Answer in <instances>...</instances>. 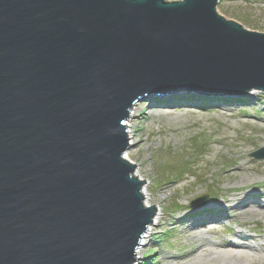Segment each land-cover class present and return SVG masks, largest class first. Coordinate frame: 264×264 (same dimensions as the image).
Segmentation results:
<instances>
[{
	"label": "water",
	"instance_id": "95a60500",
	"mask_svg": "<svg viewBox=\"0 0 264 264\" xmlns=\"http://www.w3.org/2000/svg\"><path fill=\"white\" fill-rule=\"evenodd\" d=\"M219 1L0 0V264L135 262L155 208L132 107L264 91V31Z\"/></svg>",
	"mask_w": 264,
	"mask_h": 264
},
{
	"label": "rangeland",
	"instance_id": "374dc122",
	"mask_svg": "<svg viewBox=\"0 0 264 264\" xmlns=\"http://www.w3.org/2000/svg\"><path fill=\"white\" fill-rule=\"evenodd\" d=\"M217 12L246 28L264 31V0H220ZM251 93L237 96L173 92L151 95L132 107L128 120L131 118L129 130L134 137L124 155L136 165L135 174L148 184V205L163 213L142 258L138 262L135 258L133 264H188L186 261L191 259L184 258V253L190 240L184 235L186 224H177V217L202 207L193 205L199 204L205 195L214 201L232 193L263 188L264 173L258 169L239 173L247 163L256 168L264 164V157L252 156L264 148V91ZM249 174L254 181L242 184ZM203 188L204 193L194 195ZM216 188L218 193L214 192ZM143 189L144 186L142 193ZM224 190L233 192L219 195ZM219 213L213 210L209 220L199 226L209 228L208 224L213 223L206 237L212 246L225 241L231 235L229 229L237 228L234 221L220 222ZM244 219L251 227L249 232L261 234L264 239V218ZM203 257L205 262L201 264H264L234 257L212 261Z\"/></svg>",
	"mask_w": 264,
	"mask_h": 264
},
{
	"label": "bare ground",
	"instance_id": "6f19581e",
	"mask_svg": "<svg viewBox=\"0 0 264 264\" xmlns=\"http://www.w3.org/2000/svg\"><path fill=\"white\" fill-rule=\"evenodd\" d=\"M250 96L252 95L249 94ZM132 116V114H131ZM128 120V119H127ZM125 121L126 129H127V135L129 140L132 142L134 133H132L130 129L131 124V118L128 121ZM128 156V155H127ZM126 155H124V158H128ZM246 166L241 167V171L239 173L244 172L245 174L248 170H256L258 169L259 172L264 173V164L258 168L251 167L250 165L245 164ZM137 169V167H136ZM136 173V172H135ZM230 172L228 173L229 176ZM139 174H134L133 176ZM250 177L247 179L244 178L242 180V184L250 181L248 183H252L254 179L252 178L251 174H249ZM264 185V183H262ZM148 184L147 182L144 183V189H143V196L144 202L146 206L148 205L147 199H149L148 194ZM260 189L255 190H249L246 192H236L232 193L230 197H224L221 200H214L209 201V197L207 195L200 198L201 201H199V204L195 205L194 208L191 211H189L184 217H177L176 223H182L185 225V231L184 235L188 240H190V243L188 245L187 252L184 253V258L190 257L188 259H191L188 264H201L205 262L204 257L210 258V261L214 260V258L218 257H234L237 260H247V261H264V239L260 238L261 234L253 235L249 232L251 230V227H248V222L244 219L245 216L253 217L258 216L260 218H264V186ZM229 190H236V188H228ZM209 191V189H207ZM214 190V192H217ZM227 191L224 190L223 192H220L219 195H226L229 192L233 191ZM205 192V189H201L200 191H197L194 193V195H200ZM213 192V191H212ZM212 194V193H211ZM215 195V194H213ZM202 203V204H201ZM215 211L216 213L220 211L218 215H220V222H223V224L230 220L228 223H232L233 221L236 223L237 228L229 229V232L231 235L225 239L222 243H215V246L211 245V243L207 240V234L209 231L213 228V223H209L207 228L199 226H203L205 221L209 220V215L212 211ZM155 216L152 222L148 225L146 232L142 235L138 245L135 249V258H142V255L145 251V247L149 244V239L152 237L153 229L156 225H159V220L163 218V213L159 212V210H155ZM215 214V213H212ZM191 219H198L191 220ZM213 220L216 218H212ZM211 221L213 222V220ZM200 222V223H198ZM217 223V221H214V224ZM219 224V223H218ZM227 224V223H226ZM210 229V230H209ZM261 239V240H259ZM174 257V256H172ZM203 257V258H202ZM180 258H183L180 256ZM186 260V259H184ZM183 261V260H181ZM136 262V263H137ZM172 264V263H171Z\"/></svg>",
	"mask_w": 264,
	"mask_h": 264
}]
</instances>
